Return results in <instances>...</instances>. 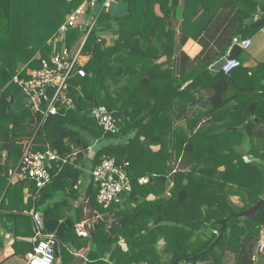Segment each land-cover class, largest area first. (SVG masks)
I'll use <instances>...</instances> for the list:
<instances>
[{
	"label": "trees",
	"instance_id": "obj_1",
	"mask_svg": "<svg viewBox=\"0 0 264 264\" xmlns=\"http://www.w3.org/2000/svg\"><path fill=\"white\" fill-rule=\"evenodd\" d=\"M124 1L129 2L128 14L113 17L100 11L87 38L83 47L87 74L71 79L75 108H63L40 125L39 112L12 109V91L18 88L11 80L20 63L36 66L38 61L32 59L38 52L49 56V39L84 0H0V150H7L16 163L23 141L34 138V149L50 146L69 158L41 189L24 180L7 184L0 174L2 203L17 202L16 208L22 210L19 203L30 184L34 199L29 206L45 205L47 220L63 219L66 210H75L77 217L70 216L73 227L59 237V264H71L75 252L85 250L86 264H163L161 240L169 264H227L228 254L234 256L233 264H257L264 202L251 217L230 218L217 245L205 251L219 236L221 219L264 198V88L257 84L264 73L257 69L249 75L242 61L230 73L214 71L211 61L200 55L189 69L181 68L179 76L164 66L176 50L173 16L181 19L182 45L205 33L220 10L232 9L218 39L227 43L220 60L235 37L251 38L264 27V0ZM70 33L79 37L82 31ZM107 34L114 37L112 43ZM68 40L73 44L79 39ZM160 56L167 62L155 63ZM238 75L247 81L238 84ZM202 88L213 89L208 110L187 119L186 127L176 125L182 115L179 108L187 107L184 100L195 106L196 92ZM98 105L123 119L119 133L104 132L92 115ZM204 116L208 118L203 121ZM256 116L259 121L248 134L242 126ZM106 156H114L132 182V190L108 207L97 201L98 187L90 173ZM179 158L181 168L176 169L171 162ZM233 196H239L240 203ZM85 200L103 215L87 236L76 228ZM113 214L116 221L110 224Z\"/></svg>",
	"mask_w": 264,
	"mask_h": 264
},
{
	"label": "built area",
	"instance_id": "obj_2",
	"mask_svg": "<svg viewBox=\"0 0 264 264\" xmlns=\"http://www.w3.org/2000/svg\"><path fill=\"white\" fill-rule=\"evenodd\" d=\"M112 1L101 2L100 10L96 11L97 0H84L67 16L58 31L49 39L48 43L52 49L48 57H43L38 52L32 59L38 61L36 66H32L31 62L19 64L11 82L17 85L18 91H24L27 99L24 109L36 115L40 113V125L48 116L58 114L63 108H75L71 79L75 75L85 76L87 74L83 47L97 22L99 12L109 11ZM74 29H79L83 35L76 43L70 44L69 35ZM251 43V38L235 37L233 46L238 44L241 49H248ZM241 64V60L237 57L228 59L222 71L230 73ZM92 115L102 126L104 132L119 133L121 131L123 119L115 116L114 111L106 105L93 107ZM33 141L34 138L23 141L20 163L9 171V179L11 182L29 181L41 189L52 180L53 170L56 168L60 170L69 158L62 157L50 146L45 149H34ZM94 155L95 152L91 148L90 157ZM90 173L98 187L97 201L104 207H108L114 201H120L122 194L132 190V182L126 169L117 162L114 156L104 157ZM145 180L141 179V181ZM30 214L35 224V234L32 239L34 247L27 258L28 264H57L56 247L60 244L59 237L40 227L37 211L32 209ZM263 247L264 241L261 240L258 250Z\"/></svg>",
	"mask_w": 264,
	"mask_h": 264
},
{
	"label": "crops",
	"instance_id": "obj_3",
	"mask_svg": "<svg viewBox=\"0 0 264 264\" xmlns=\"http://www.w3.org/2000/svg\"><path fill=\"white\" fill-rule=\"evenodd\" d=\"M182 3L183 0H180V4ZM156 11L157 13L162 14L159 6L156 7ZM233 13L234 11L232 9L220 10L217 13L216 18L209 25L205 33H203L197 40L192 37H189L187 41L182 45H180L181 19L173 16L172 18L173 26L176 30L175 54L171 58V61L167 62L168 58L166 56H160L157 60H155V63L167 62L164 67L171 66L172 69L174 70L173 75L179 76L181 72V68L184 70L189 69L192 66V59L200 55V56H205L207 59L211 61L210 68H212V66L216 63V61H218L219 58L221 57L220 54L222 53V49L227 44L226 42H224L225 44L218 43L219 41L218 39L220 38L221 31L225 29V27L229 23V20H231ZM251 39H252V43L250 48L241 49L238 58L243 62V67L248 68L249 75H252V72L256 71L257 69L260 71V73H264V70L262 69V67L264 66V27L255 35L251 36ZM232 46L228 48L227 53L230 52ZM182 52L186 53L188 57L186 55H181ZM236 78H238L237 79L238 84L247 81L246 78L240 75H238ZM257 80H258L257 84L259 85V87L264 88V76H262V78L258 76ZM191 82H192L191 78L189 80H185V82L182 85V89L185 88L187 85H189ZM212 93H213L212 88H202L200 91H197L196 96L199 98V102L195 106L192 105L191 101L185 99L184 103H187V107L184 105L179 108V110H181L180 114L182 115L177 120L176 125L186 127L187 119L193 117L195 113L201 115L202 113L206 112L211 105L210 96L212 95ZM206 118H208V116H204L203 121ZM201 123L202 122H200V124ZM134 134L135 132L131 133L130 136L132 137ZM122 139L126 140L127 137H124ZM20 159L16 163H13V161L8 158L7 150H0V174L6 177L7 184L14 185V183L20 181L17 180L15 182H11L9 179V171L19 165ZM142 179H146L145 181H147V178H142ZM32 195L33 192L31 190L30 184L25 185L23 192L24 201L23 203L22 202L19 203V205H21V207L23 208L22 210L16 208L17 207L16 205H18L17 202L13 203L14 204L13 206H10V204L12 203L8 202V200H6V203L5 202L2 203L4 194L0 195V264H28L27 258H28V254L33 250L34 243L32 239L35 234V224L31 217L30 210L33 209L37 212H43L45 215V209H46L45 205H41L38 208L35 203H32L29 206V200L30 198L33 197ZM32 199H34V197ZM2 204H5V206H2ZM24 205H28V207H25ZM81 205L83 208L82 219L79 223L76 224V228L79 234L83 236H87L89 235V232L94 228L95 223L99 219H103V215L97 212L96 210H94L92 204L90 202H87L86 200L81 202ZM123 207L124 206H122V208ZM90 208L93 211V217L91 222L88 221V218L84 217L86 211ZM118 211H120V209ZM65 212L68 214L66 215L65 218L70 216L77 217V213L75 212L74 209L71 210L70 212L69 210H66ZM65 218L59 220L63 221ZM45 220H47V218ZM108 220H109L108 222L111 224L113 221H116V216H114L113 214L110 216V218H108ZM122 246L124 247L125 250L127 249L126 244L122 243ZM60 247L61 246L59 244L56 247V249L57 248L59 249ZM163 248L164 245H163V241L161 240L158 243V250L163 257L162 258V262H164L163 264H169V256L168 254L163 253ZM93 249H95L94 245H93ZM71 251H75V249L71 248ZM75 255L76 258L71 264L87 263L88 259L86 256L87 255L86 250L83 252L81 251L75 252ZM106 256L108 257L109 254H107ZM231 256L233 257L232 263L230 262ZM226 260H229V262L227 261L228 264L230 263L233 264L234 256L228 254Z\"/></svg>",
	"mask_w": 264,
	"mask_h": 264
},
{
	"label": "water",
	"instance_id": "obj_4",
	"mask_svg": "<svg viewBox=\"0 0 264 264\" xmlns=\"http://www.w3.org/2000/svg\"><path fill=\"white\" fill-rule=\"evenodd\" d=\"M101 8V2H97L95 5V10L99 11ZM129 12V2L124 0H113L111 2V5L109 7V13L113 17H122L127 15ZM241 51V48L238 44H235L230 52L222 57L218 62H216L213 66V70L220 71L225 64V62L228 59L236 58L238 57L239 53ZM10 100L12 101V109L16 112H19L23 110L26 107V97L24 96V91H14L11 95ZM259 121V118L256 116L254 119L248 120L242 128L247 131L249 134L251 132V129L253 126ZM264 202V198H262L259 202H257L254 206L250 207L249 209L239 212V213H230L227 217L220 220L221 225V232L219 236L216 238V240L211 244L210 248L205 251L208 252L209 250L213 249L217 243L219 242L220 238L223 236L227 223L230 218L232 217H251L255 212L259 210L261 205ZM39 213V225L41 228H44L46 231L55 233L58 237H62L65 235V232L68 228H72L74 223L70 217L65 218L63 221L59 219H50L45 220V215L43 212ZM199 255L194 256L193 258H197Z\"/></svg>",
	"mask_w": 264,
	"mask_h": 264
},
{
	"label": "rangeland",
	"instance_id": "obj_5",
	"mask_svg": "<svg viewBox=\"0 0 264 264\" xmlns=\"http://www.w3.org/2000/svg\"><path fill=\"white\" fill-rule=\"evenodd\" d=\"M91 14H92V12H91ZM91 14H90V15H91ZM82 35H83V32L80 34L79 37L73 35V33H70L69 37H70V39H72V40L75 41V40L80 39V37H81ZM107 35H109V34H107ZM76 38H77V39H76ZM108 39H109V43H112V42L114 41V37H113V36H110V35H109V36H108ZM0 97H1V92H0ZM26 112H27V111H26ZM18 115H21V114L18 113L17 116H18ZM181 159H182V158H179V159H177V160H173V161L171 162V165L174 166V168H176V169L181 168V164H182ZM188 167H189V166H188ZM232 199H233L234 202H239V203H240V201H241L239 196H233ZM84 217H85V218H88V221L91 222L92 217H93V211H92L91 208L88 209V210L86 211ZM97 220H98V219H97ZM97 220H96V221H97ZM261 239L264 241V234L262 235ZM232 260H233V257L231 256V257H230V262H231V263H232ZM226 261L229 262V260H226ZM256 262H257V264H264V247H263V249H259V250L257 251ZM226 263H227V262H226ZM231 263H230V264H231ZM58 264H59V262H58ZM227 264H228V263H227Z\"/></svg>",
	"mask_w": 264,
	"mask_h": 264
},
{
	"label": "flooded vegetation",
	"instance_id": "obj_6",
	"mask_svg": "<svg viewBox=\"0 0 264 264\" xmlns=\"http://www.w3.org/2000/svg\"><path fill=\"white\" fill-rule=\"evenodd\" d=\"M17 90V89H16ZM15 89L12 91V92H14V91H16Z\"/></svg>",
	"mask_w": 264,
	"mask_h": 264
}]
</instances>
